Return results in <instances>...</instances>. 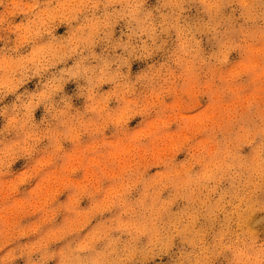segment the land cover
I'll return each instance as SVG.
<instances>
[{
  "label": "clouds",
  "instance_id": "clouds-1",
  "mask_svg": "<svg viewBox=\"0 0 264 264\" xmlns=\"http://www.w3.org/2000/svg\"><path fill=\"white\" fill-rule=\"evenodd\" d=\"M0 264H264V0H0Z\"/></svg>",
  "mask_w": 264,
  "mask_h": 264
},
{
  "label": "rangeland",
  "instance_id": "rangeland-1",
  "mask_svg": "<svg viewBox=\"0 0 264 264\" xmlns=\"http://www.w3.org/2000/svg\"><path fill=\"white\" fill-rule=\"evenodd\" d=\"M60 31H63V29H60ZM136 67H137V65L134 64V65H133V68L135 69ZM73 87H74V85L69 84V85L66 86V89H67V90H71ZM37 115H39V110H38V112H37ZM133 123H135V121H133ZM62 198H63V197H62Z\"/></svg>",
  "mask_w": 264,
  "mask_h": 264
}]
</instances>
